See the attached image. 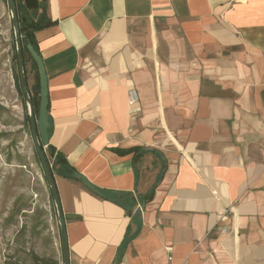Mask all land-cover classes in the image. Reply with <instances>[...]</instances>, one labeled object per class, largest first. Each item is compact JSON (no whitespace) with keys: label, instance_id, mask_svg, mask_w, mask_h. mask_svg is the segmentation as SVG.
<instances>
[{"label":"crops","instance_id":"1","mask_svg":"<svg viewBox=\"0 0 264 264\" xmlns=\"http://www.w3.org/2000/svg\"><path fill=\"white\" fill-rule=\"evenodd\" d=\"M36 1L69 264H264V0Z\"/></svg>","mask_w":264,"mask_h":264},{"label":"rangeland","instance_id":"2","mask_svg":"<svg viewBox=\"0 0 264 264\" xmlns=\"http://www.w3.org/2000/svg\"><path fill=\"white\" fill-rule=\"evenodd\" d=\"M14 1L20 17L25 0ZM36 13L35 8H26L27 23L33 22ZM14 54L7 1L0 0V264L11 255L31 263L30 252L53 254L58 261L57 217L55 209H50L48 189L34 160Z\"/></svg>","mask_w":264,"mask_h":264},{"label":"water","instance_id":"3","mask_svg":"<svg viewBox=\"0 0 264 264\" xmlns=\"http://www.w3.org/2000/svg\"><path fill=\"white\" fill-rule=\"evenodd\" d=\"M6 1L10 13V21L14 35L18 80L27 108L30 137L32 139L34 149L39 158L42 167V173L46 180V184L49 188L52 197L53 208L55 209V213L57 216L62 264H69V252H68V244H67L65 218L62 212L53 172L51 170V165L49 164L48 159L45 156V147H47L49 144V133H48L49 123H48V114H47V104H48L47 74L41 56L33 48V45H31L30 43H26L25 47L29 55L31 56L32 60L35 62L37 68V75H38L39 106L36 117L34 115L32 100L28 90V82L25 74L23 52H22V48H23L22 36L20 34L19 20L17 16V7L14 0H6ZM73 175L75 178L79 179L81 183L92 193L100 197H105V195L101 191H99L96 187H94L84 176H82L77 172H74ZM160 177L161 174H158L155 181L158 182ZM135 178L136 180L138 179L137 173L135 174ZM112 201L115 204L125 208L126 210L131 211V207L125 206L121 199H114ZM143 206H144V201L141 202L140 207ZM138 232L139 230H137L131 236L127 237L124 241H122L121 244L119 245V250H122L131 240H133L137 236Z\"/></svg>","mask_w":264,"mask_h":264},{"label":"trees","instance_id":"4","mask_svg":"<svg viewBox=\"0 0 264 264\" xmlns=\"http://www.w3.org/2000/svg\"><path fill=\"white\" fill-rule=\"evenodd\" d=\"M27 7L35 8V10H37L38 3L36 0H25V6H24L25 10ZM25 10H21V11H23V13L21 14L20 17H18V20H19L20 34L22 36L23 62L25 64L26 59H28L30 61L31 67L34 69L35 76H36V82H35L36 91L34 93L31 92L29 89V86H28V90H29L31 100H32L34 115L37 117L38 106H39V84H38L37 68H36L35 62L32 60L31 56L29 55V53L25 47V44L30 43L31 45H33V48L35 49V44H34L32 32L35 28L40 27L41 19L38 18L37 20H34V21L32 20L33 22L30 24L27 23L29 15L24 14ZM17 11H18V9H17ZM14 59L16 60V54H14ZM25 74H26V70H25ZM17 79H18V73H17ZM18 84H19V80H18ZM19 86H20V84H19ZM20 93L22 95L21 88H20ZM27 118H28V116H27ZM33 152H34V160L36 162V166H37L40 174L43 176V179L46 183V180H45L44 175L42 173V167H41L39 158L37 156V153L34 149V146H33ZM45 156L47 157L48 162L51 165L52 172H56L59 167H64L66 164L65 158L62 157L58 151H55L54 149H52L48 146L45 149ZM72 170L73 169H71L70 167L68 168V171L70 174H72V172H73ZM46 186H47V184H46ZM47 189H48V194H49L48 195L49 201L53 206L52 197H51L48 186H47ZM148 197L149 196H147L146 199H148ZM30 259H31V263H28L26 261V259L21 257V256L11 255V256H8V258L4 261L3 264H58V261L53 254L39 255L35 252H30Z\"/></svg>","mask_w":264,"mask_h":264},{"label":"built area","instance_id":"5","mask_svg":"<svg viewBox=\"0 0 264 264\" xmlns=\"http://www.w3.org/2000/svg\"><path fill=\"white\" fill-rule=\"evenodd\" d=\"M134 98H135V96H134L133 92L131 91L130 92V100H129V103H132L133 100H134ZM46 148L47 147H45V149ZM263 167H264V162H263ZM227 213H228V211L225 210L224 213H223L222 218H226ZM219 231H220L221 234H227L228 232H231V230L227 229V227H221V228H219Z\"/></svg>","mask_w":264,"mask_h":264}]
</instances>
